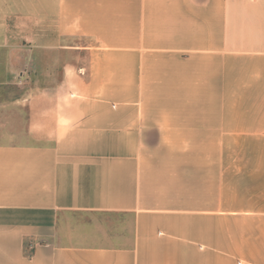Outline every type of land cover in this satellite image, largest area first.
<instances>
[{
    "label": "crops",
    "instance_id": "0c3cea01",
    "mask_svg": "<svg viewBox=\"0 0 264 264\" xmlns=\"http://www.w3.org/2000/svg\"><path fill=\"white\" fill-rule=\"evenodd\" d=\"M0 264H264V0H0Z\"/></svg>",
    "mask_w": 264,
    "mask_h": 264
},
{
    "label": "rangeland",
    "instance_id": "374dc122",
    "mask_svg": "<svg viewBox=\"0 0 264 264\" xmlns=\"http://www.w3.org/2000/svg\"><path fill=\"white\" fill-rule=\"evenodd\" d=\"M74 41H76V42H78V41H80V42H85L84 40H75V39H69L68 40V42H74ZM82 55V54H81ZM77 56H78V54H75V53H73V52H67L66 51V53H65V61L66 62H68V61H76L77 60ZM41 83V81L40 80H38L37 82H36V84H40Z\"/></svg>",
    "mask_w": 264,
    "mask_h": 264
}]
</instances>
